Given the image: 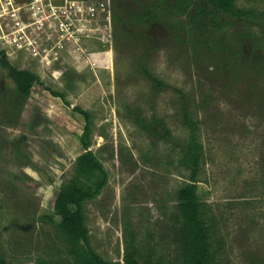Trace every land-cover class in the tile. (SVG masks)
<instances>
[{
	"label": "rangeland",
	"instance_id": "rangeland-1",
	"mask_svg": "<svg viewBox=\"0 0 264 264\" xmlns=\"http://www.w3.org/2000/svg\"><path fill=\"white\" fill-rule=\"evenodd\" d=\"M77 1L98 16L75 39L36 44L37 55L32 42L15 41L16 19L0 1V52L67 102L38 86L23 99L0 65V254L8 264L70 260L53 201L85 154L80 108L109 178L84 206L90 246L104 261L123 262L128 251L155 264L176 258L177 194L191 176L182 159L195 137L212 264H264V25L223 17L228 24L205 40L175 13L176 0ZM235 1L264 12V0ZM150 7L156 20L139 21Z\"/></svg>",
	"mask_w": 264,
	"mask_h": 264
},
{
	"label": "trees",
	"instance_id": "trees-1",
	"mask_svg": "<svg viewBox=\"0 0 264 264\" xmlns=\"http://www.w3.org/2000/svg\"><path fill=\"white\" fill-rule=\"evenodd\" d=\"M173 9H175V13L187 16L189 22L184 25L188 26L189 24L192 26V31L194 29L199 31L202 38L207 36L211 30L218 32L228 24L223 17L235 21H254L264 25V12L238 9L235 0H176ZM156 18L157 8L155 7L146 9L143 15L138 16L139 21L142 22L147 19L154 21ZM205 40H207L206 37ZM200 42L199 46H202L204 39H200ZM224 45L225 42L222 41L217 44V47ZM0 65L8 71L9 78L14 82L23 99L29 98L33 88L38 86L66 102L65 94L49 90L35 74L14 68L8 61L5 52H0ZM143 72L149 79L154 80L146 70ZM74 111L85 119V128L80 138L85 154L78 158L74 176L62 185L59 194L53 201V212L61 220L57 230L70 258L60 264H155L151 259L139 260L134 251H128L123 262L110 263L104 261L91 248L84 206L102 193L109 178L100 159L91 151L93 146L91 115L80 108H76ZM185 121L189 128L194 129L195 124L188 116H185ZM201 160V146L195 137H191L186 144V153L182 159L183 166L191 173L190 182L177 194L176 225L171 231L175 244L178 246V254L173 261L167 263L160 261L157 264H212L213 262L212 239L215 233H212L208 226L198 195L197 177ZM82 178L86 181H83ZM50 220L53 222L52 219ZM0 264H8L1 254Z\"/></svg>",
	"mask_w": 264,
	"mask_h": 264
},
{
	"label": "built area",
	"instance_id": "built-area-1",
	"mask_svg": "<svg viewBox=\"0 0 264 264\" xmlns=\"http://www.w3.org/2000/svg\"><path fill=\"white\" fill-rule=\"evenodd\" d=\"M4 1L2 7L4 13H8L14 21V27L18 34L15 41L22 42V45L29 43L35 55L40 51V47H35L38 43L52 42L57 34H62L65 38L75 39V34L80 32L81 22L94 19L98 12L94 5L77 0H0ZM2 3V2H0ZM0 7V8H1ZM18 10H16L15 9ZM20 12V13H18ZM100 12V11H99ZM101 13V12H100ZM19 14V17H17ZM3 17L0 14V18ZM19 19H17V18ZM99 18V17H98ZM10 20V19H9ZM75 22L78 26L75 29ZM8 26V23H6ZM10 27V26H9ZM75 29V30H74ZM80 30V31H79ZM30 37L32 39L30 40ZM50 39V40H46ZM27 47V46H26Z\"/></svg>",
	"mask_w": 264,
	"mask_h": 264
}]
</instances>
